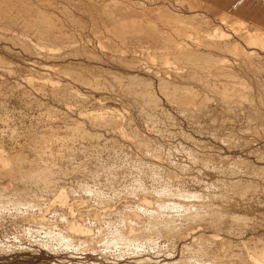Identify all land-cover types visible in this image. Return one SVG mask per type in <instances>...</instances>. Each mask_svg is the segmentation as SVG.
Returning a JSON list of instances; mask_svg holds the SVG:
<instances>
[{"label":"rangeland","instance_id":"obj_1","mask_svg":"<svg viewBox=\"0 0 264 264\" xmlns=\"http://www.w3.org/2000/svg\"><path fill=\"white\" fill-rule=\"evenodd\" d=\"M22 1L28 5L33 3L34 5L32 4V6L35 7H38L39 5L41 6V9L47 10H43V13L45 11V13L49 12V15L51 14L50 16L53 18V28L50 29L51 33L49 36L51 38L49 36L48 38L46 37L47 35L45 36V34L38 32L36 27L34 30H29L25 28L26 26L19 23L17 26L16 24L13 25V23H9L7 16H3V18L0 17V29H2L0 30V33L2 32L0 34V55L5 59V61L7 60L9 62L6 63L7 61H4L6 65L9 64L8 66H6L4 63H0V193H3L5 198L8 200V202H6L7 206L0 211V264H137L138 261L142 260L143 258H149L151 261L155 262H165L170 260V258L172 260H177L181 259L183 256L190 257L189 255L194 258L196 256H200L202 258L201 261L204 263V261L210 260L211 255H206V251L208 249L210 250L211 248L212 249L208 251V254H212L213 252L216 253V257L217 255L219 256L216 259L220 261L219 264H227L231 263V261L234 264H237L239 261V264H250L249 261H247V255L243 253V251L246 252L247 250H242L243 247L241 249V246L238 244L241 243L242 245L245 244L248 246V249L250 248L249 250L251 253H254L256 248L264 245V90L262 91L255 86L254 91H251L252 94L254 93L253 97L255 96L253 107L251 106L252 104L250 105L248 100H245L244 98L242 99L243 101L241 100L242 95L239 97V95L235 94L234 96L236 97L233 96L234 98L232 97V99H229V101L232 103L234 99H236V103L233 104V102L230 105L229 102H221L220 106L218 107V109H220L219 112L217 110L213 111L214 109H208L209 105L206 106V109L203 106L202 110L200 106V109L197 106H189L190 109L187 107L185 108L187 111L185 109L182 111L178 101V103L174 102L173 104V102L171 103L167 100L164 94V86L162 84L163 79H161L162 77L160 78V76L163 75V70H168L170 68L171 70H174V68L178 66L175 64L171 65L164 61V54H161L162 48H156L157 45H153L154 43L150 38V35H144L141 37V35H135V33L132 34V37H130L132 39H128V41L112 34L110 29L111 26H107V23H109V25L111 24V20L106 17V13L109 11V7L106 3H111L117 0H106L104 1L106 3L103 2L105 5L103 3H100L102 5H99L97 0ZM130 1H140L144 4L150 3L149 0H118L117 5L121 2V4H125L124 2H126V4L129 6L131 3ZM172 1L173 0H160V4ZM88 2H91V9L89 8L90 5H88ZM95 2L97 5L92 4ZM84 3H87V5ZM153 3L160 5L159 0H154ZM166 5L168 6V4ZM48 9H52L53 11ZM89 9L90 11H88ZM103 9H107L108 11ZM12 10L13 13L15 11V14L17 13L16 8L15 11L14 9ZM226 10L230 9L227 8ZM100 11L104 12V16ZM111 11L112 9L110 8L109 12ZM89 12L93 18H98L100 16V18H98L100 21L98 20L99 22H97L93 20L91 15H88ZM98 13L100 14L98 15ZM112 13L114 12L112 11ZM5 17H7V19ZM103 17L105 18L103 19ZM148 17L151 18H149L150 21L154 20L152 23L150 22L152 26L154 25L153 27L150 25V28H155L157 30L158 28L161 29L162 27V29L164 28L163 30H168L165 28L168 27V25H164L165 21L163 19H158L156 16L150 14ZM135 18L137 20H141L140 17ZM105 20H107V22ZM10 24L12 29L10 28ZM107 28L109 33L107 32ZM161 32L165 33L166 31ZM64 34H66V37ZM14 35H16V39H12H15L16 42L19 39L17 42L18 44L11 40V36ZM19 35L22 39H20ZM4 36L6 37L4 38ZM53 36L54 38L56 36L57 37L54 39L52 38ZM144 37H146V41ZM51 40L55 41L52 43L53 46L48 45L50 44ZM57 41L60 43H57ZM148 41L151 42L148 43ZM142 43H144V45ZM27 45L30 46V49ZM46 46H49L50 48ZM38 47L44 48L41 50V48ZM55 50L56 52H53ZM145 50L148 52V54L145 52ZM150 50L152 51L150 52ZM149 53H151L150 58L146 56L149 55ZM151 55L154 56L152 57ZM160 58L162 60H160ZM129 63L134 64L129 65ZM3 64L6 67L2 66ZM165 64L168 66H165ZM127 74H137L139 77H143L144 79L147 78L146 81L152 84L150 85V87L152 86L151 90H154L155 95L158 97V107L156 105H147L140 97L130 94V83L128 84L129 80L127 78ZM248 74L250 77L249 75L247 76V74L246 76L251 78V74ZM119 75H121L123 78H120ZM114 76H117L119 80ZM86 78L89 79L87 80L88 83L85 81ZM113 78L117 81H114ZM160 81L162 86H159ZM165 81L167 82L168 80ZM175 81L183 82L184 80L182 81L181 78H177ZM191 84L196 85L194 83ZM95 86H97V88H95ZM196 86L201 88L200 84L198 83ZM217 90L206 87L205 90L202 89V91H200V94H202L200 97L208 95L211 97V100L209 101L211 106L212 104L219 105L217 103L218 97L216 96L220 94L221 90ZM216 93L218 94L216 95ZM80 96L84 97L82 98ZM229 105L231 107H229ZM140 107L145 111H143ZM100 111L104 116L112 111L115 116L119 114V116L116 117H121L120 119L118 118V120L121 121L120 126H122L123 129L121 127L120 128L122 129V132L127 135L124 134L125 136H122L117 132H111V128H113V126H108L107 121H105L107 122L105 125L99 124L100 127H98L99 125L95 124L92 120L89 121L90 113L100 114ZM207 114L211 115V117L213 116L212 120ZM215 115L216 119L214 118ZM130 118L132 121H130ZM76 123L80 125L82 123V127L86 128V130L100 133L102 137L100 138L99 136L101 135L99 134V136L96 135L97 137H90V139L89 137L84 138L83 136H78V133L75 137L72 135L73 132L71 131H74L76 128ZM71 124L73 126H71ZM68 126H71L72 128ZM69 133H71L72 138L74 136L75 139H72ZM43 134L45 137H42ZM66 135L67 138H71L70 141L66 138ZM50 136L53 138L55 137V140H50ZM59 136L63 137L61 138ZM82 138H84V141ZM135 139L138 143L140 142V139H142V142H144V140L148 141L146 144L148 146L145 145L146 147L144 146V148V144H142L140 147L139 145L141 142L138 144L135 142ZM49 140L51 142H49ZM36 141L40 142L41 148L39 152L43 151V149H46L43 152L45 155L42 152L39 153L37 150H34L35 144L33 143H36ZM46 141L49 143L47 142L43 147V144ZM68 141L69 143H67ZM32 150L35 153L32 152ZM145 151L149 152L146 153ZM178 151H181V153ZM67 156H69V158ZM52 157H54V161L52 160ZM2 158L5 160L9 159L11 161L10 165H6V167L3 166ZM25 158L26 160L28 158L27 161L29 162L24 161ZM20 159L23 160L19 161ZM40 159L47 163H42ZM30 162L31 164H37V166L40 167L44 166V168H46V166L50 168L52 164H56V168L54 165H52L50 170L48 169L50 172L47 171V173H50V175L48 174L50 176V181L53 179V182L56 181L55 184H60L63 187L66 186V192L69 195L67 206H71L70 208L74 207L75 209L72 211H76L75 213H78V215H80V213L81 216L83 215L82 222L87 224L88 227L90 226L89 228L93 229L92 232L94 235L99 234L97 232V228L99 227L108 229L109 227L120 226L118 224H120L121 218H123V216L126 214L131 215L134 212L141 217L140 219L142 221L147 222V220L144 219L145 215L142 214L143 211L140 213L138 208L148 206L147 208L150 211L152 209L159 212L160 209L158 210V203L155 201H158L162 198H159L155 192L152 193L150 191H154L153 189L163 190L165 185H169V187L171 186L172 189L175 188L174 190L178 189L177 187H179L188 191L191 189V192H200V194L208 196L206 197L208 200L204 201L203 199H205V197L203 199L198 198L201 199V202L200 200L197 201L195 197V200L190 199L189 201H195V203L200 201L202 204H205L207 201H209V203L207 202L208 205L213 206L212 203H214L216 208H227L226 210L230 213L237 215L239 214L241 216L243 214L244 216L248 217L249 221L247 220L248 222H246V224L243 222L245 226L242 222L241 226L240 221L239 224L236 225V223H238L236 222V227L232 221L233 219L228 218L230 219V222L229 220L228 222L233 223L231 226L232 230L230 231L228 229L230 232L228 230H224V232L222 230H216L210 227L211 225H208L207 228V225L204 227L193 225L194 227L192 226L193 228H190V230L197 229L200 233L203 232L204 235L206 234V240L209 241L208 243H206L207 241L205 239V242L202 241L205 248L208 246L211 247L205 249V254L202 252L196 253L197 251L194 252L193 248H190V251L189 248H186L187 244L189 245L193 242L191 241V237H183L179 240L173 236H161L155 239V241L152 240V242L148 240H145L146 242H144L142 239L143 247L141 246L142 248L138 247V249H131L130 252L129 249H123L120 245H115L114 243L106 244L102 242L101 237L105 238L106 236H99L100 238L95 239L93 244L95 246H93L94 249L90 248L89 246L85 249L87 246L82 244L75 248H65L64 245H59L55 240H51L48 237L47 231L44 230V228H41V226L38 225L36 221H34L36 218H32V212L26 213V209L24 208L25 206L23 207V204L21 209L19 207H14L15 201L22 200L23 197V201H25V199L26 201H31L36 200L38 196L39 199L42 198L43 201L40 200V202L42 207L44 206L43 209L46 211L43 212L40 209H36L34 216L38 217V219H41L43 216L44 220L47 221L46 223L48 224H57L58 222H63L59 221L60 217L58 216L60 212L62 213V208H60L58 205H49V201H51V199L56 196L55 192H53L54 189L52 190L54 187L51 188V186H48L45 181V183L42 182L43 180L41 179H37L38 182L36 181L34 185L33 181H29L27 179L25 180V176L23 178L24 173L31 170V166H29L31 164H28ZM152 164L153 166H151ZM185 165H188V167ZM105 166L106 168H104ZM146 166L149 168L151 167L149 172V168L147 167V169ZM155 166H159L160 168L158 174H156L154 168V170L152 169V167ZM141 167L144 168L142 169ZM139 169H141L142 172ZM103 170L105 173H109L105 174ZM88 171H90V173H88ZM144 171L147 173L145 174L146 176L143 175L145 173ZM20 172L22 177L20 174H18ZM167 172H170L171 176H173V180H171V182L166 181L168 178H166ZM53 174L56 176V179ZM95 174H97V176L99 174V177H96ZM84 177H86V180ZM88 177H90L89 180ZM91 177H93V179H91ZM58 180L61 181L59 182ZM142 180L145 181L150 191L147 193L140 192V197L138 196L137 198L135 195H138V193H131L132 187L134 186V188H138V183ZM235 180L244 183H250V188L243 194H241L240 191L236 192L238 188L236 187L237 189L235 188L236 190H234L235 185L231 184V182H234ZM82 181L85 183L89 182V184L86 185H89L92 188L96 186L97 188H100V190L102 189V191L107 194L105 196L107 200L104 197H102L104 200L98 199L94 194H92V196L91 193H88L82 189L80 186L81 184H79H83ZM110 183L112 184L111 186ZM44 184L46 187L43 186ZM3 188L6 189L5 192H2L4 191ZM72 188L74 190H72ZM123 188L125 189L122 190ZM29 189L31 191H29ZM70 189L73 191V193L70 191ZM129 192L130 194H127ZM27 194L29 195L27 196ZM143 196L149 197H147V200L150 201V204H143ZM20 197L21 199H19ZM163 198L165 200L169 199H166V197ZM155 206H157V208H153ZM149 207L152 208L150 209ZM46 208H48V211ZM101 211L103 213H101ZM102 214L104 216H102ZM178 218L181 219V217ZM183 220H179L178 223L180 222L179 224H181L184 229H186L188 225L186 221ZM239 225L240 227L238 228ZM189 227H191V225H189ZM197 227H199V229ZM217 235L218 238H223L221 239V242L224 240L225 243H223L225 245L218 244L221 245L218 246L214 240H212L211 237ZM109 237L110 236H107L106 238L108 239ZM212 241L215 244H213ZM45 242H49L50 244H46ZM229 243L230 246H228ZM212 245L215 247L213 248ZM195 246L197 247L196 243L193 247ZM241 250L242 254H240ZM236 251L240 257L237 256L238 254L235 253ZM193 254L196 256H193ZM202 254L205 255V257L202 256ZM237 257L243 258L244 261L243 259H239ZM235 259H238V261ZM223 261L225 263H223Z\"/></svg>","mask_w":264,"mask_h":264},{"label":"bare ground","instance_id":"obj_2","mask_svg":"<svg viewBox=\"0 0 264 264\" xmlns=\"http://www.w3.org/2000/svg\"><path fill=\"white\" fill-rule=\"evenodd\" d=\"M45 1V0H44ZM95 1V0H94ZM99 5H102L100 3H103L106 0H97ZM118 1V0H117ZM117 1L111 2V3H106L107 6L109 7L108 10L110 11V8L112 9V11L114 13L109 12L107 9V13H106V17L111 20V24L109 25V23H107V26H111V32L112 34L116 35L117 37H121L124 40H128V39H132L130 37H132V34L135 35H141V37H143L144 35H150V38L153 41V45H157L156 48H162V52L164 55V61L169 63V64H175L176 68H174V70L168 69L166 70L165 67L163 70V75L160 76L161 79H163V86H164V94L167 98L168 101H170L171 103L173 102H179L180 107L182 108V111L187 108V107H198L200 106L201 110L203 108V106L205 107V109L207 108L206 106H208V109H214L213 111L217 110L218 112L220 111V109H218V107L220 106L221 102H229V104L231 105L233 102V104H235V100L231 103L229 101V99H232V97L236 94L239 95V97H241V100L244 98L245 100H248L250 102V105L253 107V103L255 100V96L253 97V94L251 93V91H254L255 86L260 89V90H264V22L261 19H257L256 15L254 18H249L250 16H246L245 13H240V11H236L235 9L232 10H226L227 8H224L225 6H221L220 4H216L213 3L211 0H173L172 2H164L162 4H160V0H159V4L160 5H156L155 3H153L154 0H149L150 3H143L140 1H130L131 3L129 4V6L126 4V2H124L125 4H121L119 3L117 5ZM122 1V0H121ZM127 1V0H125ZM148 1V0H147ZM40 3V2H39ZM48 3V2H47ZM51 3V2H49ZM89 3V2H88ZM91 3V2H90ZM89 8L91 7V4ZM103 3V4H104ZM33 3H30V5L24 3L22 0H0V17L3 18V16H7L8 17V21L9 23H13L17 24H21L26 26L25 28L29 29V30H34L35 27L36 29H38V32L45 34L46 37H48L50 35V29L53 28V18L49 15L48 13H45V9H41L38 5V7L36 6H32ZM36 4V3H35ZM46 4V3H45ZM52 4V3H51ZM85 4V3H84ZM92 4H96L92 3ZM168 4V6L166 5ZM264 4V3H263ZM34 5V4H33ZM48 5V4H47ZM46 5V6H47ZM82 5V4H81ZM87 5V3L85 4ZM97 5V4H96ZM94 5V6H96ZM98 5V6H99ZM105 5V4H104ZM84 6V5H83ZM106 6V7H107ZM86 7V6H85ZM88 7V6H87ZM15 8L17 9V13L15 14ZM49 8V7H48ZM56 8V7H55ZM54 8V9H55ZM95 8V7H94ZM14 9V13L13 10ZM91 9V8H90ZM90 9L88 11H90ZM93 9V8H92ZM262 9L264 10V5L262 7ZM43 10L44 13H43ZM48 10H52V9H48ZM86 10V9H85ZM101 10V9H100ZM105 10V9H103ZM105 10V11H106ZM53 11V10H52ZM51 11V12H52ZM64 11V10H63ZM93 11V10H92ZM86 12V11H85ZM95 12V11H94ZM101 12V11H100ZM53 13V12H52ZM92 13V12H91ZM96 13V12H95ZM104 16V12H101ZM54 14V13H53ZM90 14V12L88 13V15ZM100 13H98L99 15ZM116 14V15H115ZM154 15L156 16L158 19H163L165 21V26L168 25V27H165L168 30H163L162 27L161 29H155V28H150L152 25L151 23L154 21H150V17H148V15ZM63 15V14H62ZM91 15V14H90ZM7 17H5L7 19ZM76 17V16H74ZM96 17V16H95ZM135 17H140L141 20H137ZM58 18V17H57ZM91 18L97 22H99L100 20L98 18H100V16L97 18H93L91 15ZM105 17H103L104 19ZM150 18V19H149ZM154 18V17H153ZM5 19V20H6ZM62 19V18H61ZM88 19V18H87ZM102 19V18H101ZM72 20V19H71ZM99 20V21H98ZM108 20V21H109ZM63 21V20H62ZM77 21V20H76ZM107 22V20H105ZM22 22V23H20ZM55 22V21H54ZM151 22V23H150ZM157 22V21H156ZM56 23V22H55ZM155 23V22H154ZM158 23V22H157ZM161 23V21H160ZM164 23V22H163ZM60 24V22H59ZM99 25V23H98ZM151 25V26H150ZM163 25V24H161ZM160 25V26H161ZM1 26V24H0ZM23 26V27H24ZM34 26V27H33ZM104 26V25H103ZM154 26V25H153ZM152 26V27H153ZM159 26V25H158ZM5 27V26H4ZM10 28H11V24H10ZM24 28V29H25ZM55 28V27H54ZM103 28V27H102ZM12 29V28H11ZM25 29V30H27ZM68 29V28H67ZM100 29V28H99ZM2 30V29H0ZM28 31V30H27ZM26 31V32H27ZM161 31L165 32L162 33ZM12 32V31H11ZM25 32V31H24ZM29 32V31H28ZM37 32V31H36ZM107 32H108V28H107ZM161 32V33H160ZM2 33V32H1ZM0 33V34H1ZM14 33V32H13ZM16 33V32H15ZM109 33V32H108ZM4 34V32H3ZM19 34V33H18ZM42 35V34H41ZM66 37V34H64ZM134 35V36H135ZM16 35L11 36V40H13L12 38H15ZM20 36V35H19ZM31 36V35H30ZM44 36V38H45ZM6 36H4L5 38ZM42 37V36H41ZM50 37V36H49ZM48 37V38H49ZM57 37V36H56ZM55 37V38H56ZM113 37V35H112ZM138 37V36H137ZM19 38V37H17ZM51 38V37H50ZM54 38V36L52 37ZM54 38V39H55ZM74 38V37H73ZM72 38V39H73ZM114 38V37H113ZM145 41H146V37ZM149 38V37H148ZM149 38V39H150ZM15 39L13 41H15ZM20 39L21 36H20ZM46 39V38H45ZM71 39V40H72ZM1 40V39H0ZM53 40V39H52ZM50 42V46H53V42ZM58 40V39H56ZM61 40V39H60ZM68 40V39H67ZM77 40V39H76ZM98 40V39H97ZM12 41V42H13ZM19 41V39H18ZM17 41V42H18ZM27 41V40H26ZM41 41V39H40ZM109 41V40H108ZM118 41V40H117ZM129 41V40H128ZM132 41V40H131ZM16 41L15 43L18 44ZM38 42V40H37ZM64 42V41H63ZM69 42V41H68ZM115 42V41H114ZM134 42V41H132ZM151 41H148V43ZM21 43V42H20ZM27 43V42H26ZM44 43V42H43ZM46 43V42H45ZM57 43H60L59 41H57ZM70 43V42H69ZM125 44V43H124ZM130 44V43H129ZM144 45V43H142ZM25 45V44H24ZM42 45V44H41ZM56 45V43H55ZM54 45V46H55ZM146 45V44H145ZM148 45V44H147ZM28 46V45H27ZM32 46V44H31ZM66 46V45H65ZM149 46V45H148ZM151 46V45H150ZM23 47V45H22ZM30 49V46H28ZM48 48H50L49 46H46ZM72 47V46H71ZM128 47V46H127ZM154 47V46H153ZM41 48V47H38ZM44 48V47H42ZM41 48V50H43ZM115 48V47H114ZM119 48V47H118ZM135 48V47H134ZM143 48V47H142ZM146 48V47H145ZM152 48V47H150ZM27 49V48H26ZM25 49V50H26ZM76 49V48H75ZM102 49V48H100ZM136 49V48H135ZM153 49V48H152ZM54 50V49H53ZM68 50V49H67ZM71 50V49H70ZM74 50V49H73ZM122 50V49H121ZM132 50V49H131ZM143 50V49H141ZM49 51V50H48ZM133 51V50H132ZM135 51V50H134ZM152 50H150L151 52ZM160 51V50H159ZM53 52H56L53 51ZM68 52V51H67ZM71 52V51H70ZM73 52V51H72ZM129 52V51H128ZM146 52V50H145ZM154 52V50H153ZM144 53V52H143ZM148 54V52H146ZM157 53V52H155ZM154 53V54H155ZM47 54V53H46ZM68 54V53H67ZM127 54V53H126ZM142 54V53H141ZM150 54L146 55L150 58ZM160 54V53H159ZM91 55V54H90ZM95 55V54H94ZM138 55V54H137ZM152 56V55H151ZM154 56V55H153ZM152 56V57H153ZM156 56V55H155ZM95 57V56H94ZM157 57V56H156ZM155 57V59H156ZM120 58V57H119ZM122 58V57H121ZM131 59V58H130ZM146 59V58H144ZM160 60H162L160 58ZM5 59L0 55V63H4ZM7 61V60H6ZM5 61V62H6ZM115 61V60H114ZM121 61V60H119ZM131 61V60H130ZM145 61V60H143ZM117 62V61H116ZM122 62V61H121ZM133 62V61H132ZM163 62V61H162ZM173 62V63H172ZM6 63H9L8 61ZM118 63V62H117ZM127 63V62H125ZM5 64V63H4ZM2 66H5V65ZM130 64H134V63H129ZM9 64H7L6 66H8ZM151 65V64H150ZM167 64H165L166 66ZM1 66V65H0ZM5 66V67H6ZM134 66V65H133ZM139 66V65H138ZM163 66V65H162ZM168 66V65H167ZM170 66V65H169ZM150 67V66H149ZM172 67V66H171ZM131 68V67H129ZM144 68V67H143ZM162 68V67H161ZM133 69V67H132ZM136 69V68H135ZM145 69V68H144ZM147 69V68H146ZM153 69V68H152ZM163 69V68H162ZM149 70V69H148ZM147 70V71H148ZM130 71V70H129ZM108 72V71H107ZM106 72V73H107ZM110 72V70H109ZM159 72V71H158ZM160 73V72H159ZM251 74V78L250 75ZM93 74V73H92ZM91 74V75H92ZM97 74V73H96ZM249 75V77L246 76ZM78 75V74H77ZM128 75V74H127ZM157 75V74H156ZM120 78L121 75H119ZM129 76V77H128ZM127 78L129 80L128 84L129 88L131 91L130 94H134L138 97H140L142 99V101L144 100V103H146L147 105H156L158 107V97L155 95V91L151 90L150 85H152L151 83L147 82L146 79H144L143 77H139L137 74H133V75H128ZM34 77V76H33ZM81 77V76H80ZM115 77V76H114ZM247 79H246V78ZM41 78V77H40ZM82 78V77H81ZM116 79L117 76L115 77ZM165 78V79H164ZM177 78H181L183 82H177L175 81ZM36 79V78H35ZM103 79V78H102ZM114 79V78H113ZM114 79V81L116 80ZM86 78V82H87ZM95 80V78H94ZM119 80V79H118ZM121 80V79H120ZM165 80H168L167 82ZM194 80V81H192ZM82 81V80H80ZM117 81V80H116ZM150 81V78H149ZM162 81V80H161ZM161 81L159 82V86L161 85ZM165 81V82H164ZM121 82V81H120ZM119 82V83H120ZM177 82V83H175ZM200 82V83H199ZM88 83V82H87ZM108 83V82H107ZM117 83V82H116ZM191 83H194L197 85L200 84V87H197L196 85H193ZM4 84V81H3ZM44 84V83H43ZM46 84V83H45ZM95 84V81H94ZM122 84V83H121ZM165 84V85H164ZM87 85V84H85ZM136 85V86H134ZM122 86V85H120ZM126 86V85H125ZM162 86V85H161ZM128 87V85H127ZM139 87V88H137ZM206 87L213 89V90H217L220 91V94L216 97H218L217 103L219 105H213L212 106L209 104L211 97L206 95L204 97H200L202 96V94H200V91H202V89H206ZM95 88H97V86H95ZM124 88V87H123ZM126 88V87H125ZM163 88V87H162ZM199 88V89H198ZM161 89V88H160ZM99 90V89H98ZM101 90V89H100ZM106 90V89H105ZM122 90V89H121ZM211 91V90H210ZM59 92V91H58ZM113 92V91H112ZM212 92V91H211ZM250 92V93H249ZM63 93V92H62ZM249 93V94H247ZM262 93V92H261ZM264 93V92H263ZM163 94V93H162ZM204 94V93H203ZM218 93H216L217 95ZM260 94V93H259ZM74 95V94H73ZM129 95V94H127ZM164 96V95H163ZM78 97V95H77ZM82 97V96H80ZM84 97V96H83ZM82 97V98H83ZM214 97V95H213ZM236 97V96H234ZM233 97V98H234ZM75 98V97H74ZM204 98V99H203ZM226 98V99H225ZM257 98V97H256ZM114 99V98H113ZM258 99V98H257ZM261 99V96H260ZM112 100V99H111ZM135 100V99H134ZM160 100V99H159ZM213 100V99H212ZM226 100V101H225ZM239 100V99H238ZM237 100V103H238ZM239 100V101H241ZM244 100V102H245ZM100 101V100H99ZM215 101V99H214ZM213 101V102H214ZM243 101V100H242ZM259 101V100H258ZM261 101V100H260ZM263 101V100H262ZM177 102V103H178ZM84 103V102H83ZM176 103V104H177ZM216 103V102H215ZM241 103V102H240ZM140 104V103H139ZM143 105V104H142ZM145 105V106H147ZM178 105V104H177ZM229 105V107H231ZM249 105V103H248ZM141 106V105H140ZM160 106V104H159ZM87 107V105H86ZM144 107V106H143ZM150 107V106H148ZM153 107V106H151ZM189 107V109H190ZM141 108V107H140ZM156 108V107H155ZM154 108V109H155ZM164 108V107H163ZM199 108V109H200ZM109 109V108H108ZM115 109V108H114ZM142 109V108H141ZM152 109V108H151ZM204 109V110H205ZM229 109V108H228ZM231 109V108H230ZM233 109V108H232ZM105 110V109H104ZM143 110V109H142ZM156 110V109H155ZM181 110V109H180ZM186 110V109H185ZM236 110V109H235ZM241 110V109H240ZM87 111V110H86ZM111 111V110H110ZM114 111V110H113ZM112 112H109L108 114H106L105 116L101 113V111L98 113H90V118L89 121L92 120L95 124L99 125V124H103L105 125V123L108 122V126H113L112 131L111 132H117L120 135H124L125 133L122 132V126H120V120H118L119 116L116 115ZM145 111V110H143ZM187 111V110H186ZM206 111V110H205ZM210 111V110H209ZM208 111V113H209ZM212 111V110H211ZM254 111V109H253ZM52 112V111H51ZM93 112V111H91ZM185 112V111H184ZM197 112V111H195ZM202 112V111H201ZM83 113V112H82ZM85 113V112H84ZM121 113V112H120ZM169 113V112H168ZM205 113V112H204ZM237 113V112H236ZM211 114V113H210ZM216 114V113H215ZM146 115V114H145ZM209 115V114H207ZM206 115V116H207ZM212 115V114H211ZM211 115H209L211 117ZM238 115V114H237ZM84 116V114H83ZM82 116V117H83ZM86 116V115H85ZM121 116V114H120ZM126 116V115H125ZM151 116V115H150ZM239 116V115H238ZM261 116V115H258ZM147 117V116H146ZM149 117V116H148ZM153 117V116H152ZM156 117V116H155ZM216 117V115L214 116V118ZM84 118V117H83ZM82 118V119H83ZM87 118V117H86ZM121 118V117H120ZM119 118V119H120ZM127 118V117H126ZM129 118V117H128ZM213 116L211 117L212 120ZM107 119V120H106ZM216 119V118H215ZM53 120V119H52ZM59 120V119H58ZM87 120V119H86ZM151 120V119H150ZM88 121V120H87ZM107 121V122H105ZM130 121L131 118H130ZM174 121V120H173ZM214 121V119H213ZM217 121V120H216ZM223 121V120H222ZM232 121V120H231ZM80 122V121H78ZM84 122V121H82ZM92 122V124L94 125V123ZM128 122V121H127ZM153 122V121H152ZM158 122V121H157ZM224 122V121H223ZM135 123V122H134ZM111 124V125H110ZM126 124V123H125ZM75 125L76 128L74 129L72 135H74L76 137L77 133L78 136H83L84 138L87 137H95L96 135L99 136L100 133L97 132H90L89 130H86V128L82 127V123L81 125L76 123ZM71 126H73L71 124ZM68 126V127H71ZM92 126V125H91ZM100 127V125L98 126ZM122 129H121V128ZM72 128V127H71ZM70 128V129H71ZM103 128V127H102ZM157 128V127H156ZM65 129V128H64ZM106 129V128H105ZM137 130V129H136ZM65 131V130H64ZM136 133V132H135ZM38 134V133H37ZM40 134V133H39ZM57 134V133H56ZM55 134V135H56ZM71 135V133H69ZM137 134V133H136ZM68 135V134H67ZM66 135V138H67ZM72 135L70 136L72 138ZM101 135V134H100ZM127 135V134H125ZM124 135V136H125ZM44 136V134L42 135V137ZM73 136L72 139H75ZM77 136V137H78ZM96 136V137H97ZM130 136V135H129ZM137 136V135H136ZM135 136V137H136ZM189 136V135H188ZM235 136V135H234ZM41 137V136H40ZM45 137V136H44ZM57 137V135H56ZM61 137V136H59ZM63 137V136H62ZM61 137V138H62ZM100 138L102 137L99 136ZM127 137V136H126ZM224 137V136H223ZM47 138V137H46ZM58 138V137H57ZM65 138V137H64ZM71 138H67L69 139V141L71 140ZM79 138V137H78ZM84 138H82V140L84 141ZM90 138V139H91ZM105 138V137H104ZM228 138V137H227ZM54 139L55 137H51L49 138ZM106 139V138H105ZM130 139V138H129ZM49 140V142H51ZM98 140V138H97ZM96 140V141H97ZM107 140V139H106ZM41 141V140H40ZM43 141V140H42ZM45 141V139H44ZM58 141V140H57ZM69 141L67 143H69ZM90 141V140H89ZM139 141V140H138ZM48 141L44 142V145H46ZM48 142V143H49ZM55 142V141H54ZM53 142V143H54ZM104 142V141H103ZM136 142V139H135ZM134 142V143H135ZM141 142V143H140ZM140 147L142 144L143 147L147 144L148 141L142 142V139H140ZM43 143V142H42ZM41 143V145H42ZM60 143V142H59ZM138 143V142H136ZM138 143V144H139ZM34 150H37L38 152L40 151V142L36 141ZM149 144V143H148ZM62 145V144H61ZM60 145V146H61ZM74 145V143H73ZM125 145V144H124ZM181 145V144H180ZM48 146V144H47ZM148 146V145H146ZM145 146V147H146ZM33 147V146H31ZM49 147V146H48ZM68 147V146H67ZM138 147V146H137ZM142 147V148H143ZM144 147V148H145ZM47 148V147H46ZM93 148V147H92ZM139 148V147H138ZM30 149V148H29ZM43 149V148H42ZM50 149V148H48ZM58 149V148H57ZM81 149V148H80ZM106 149V148H105ZM148 149V148H147ZM41 151L42 153L44 152ZM53 150V149H52ZM72 150V149H71ZM143 150V149H142ZM146 150V149H145ZM151 150V149H150ZM176 150V149H175ZM189 150V149H188ZM31 151V150H30ZM170 151V150H169ZM32 152H34L32 150ZM39 152V153H41ZM46 152V151H45ZM51 152V150H50ZM76 152V151H75ZM146 153H148L147 151H145ZM158 152V151H157ZM156 152V153H157ZM174 152V151H173ZM181 153V151H178ZM35 153V152H34ZM62 153V152H61ZM91 153V152H90ZM145 153V154H146ZM160 153V152H159ZM195 153V152H194ZM37 154V152H36ZM45 155V153H43ZM51 154V153H50ZM60 154V153H59ZM92 154V153H91ZM154 154V153H153ZM1 155V153H0ZM35 155V154H33ZM41 155V154H40ZM64 155V154H61ZM101 155V154H100ZM169 155V154H168ZM37 156V155H36ZM42 156V155H41ZM49 156V155H48ZM53 156V154H52ZM93 156V155H92ZM158 156V155H157ZM165 156V155H164ZM202 156V155H201ZM69 158V156H67ZM66 157V158H67ZM90 157V156H89ZM128 157V156H127ZM197 157V156H196ZM49 158V157H48ZM54 157H52L53 160ZM63 158V157H62ZM73 158V157H72ZM94 158V157H93ZM204 158V157H203ZM210 158V157H209ZM91 159V158H90ZM165 159V158H164ZM199 159V158H198ZM3 160V166L6 167V165H10V160L9 159H4ZM23 159H20L19 161H22ZM28 160V158H27ZM26 158L24 161H27ZM34 160V158H33ZM39 160V159H38ZM41 160V159H40ZM72 160V159H71ZM242 160V159H241ZM23 161V162H24ZM35 161V160H34ZM33 161V163H34ZM42 161V160H41ZM48 161V159H47ZM54 161V160H53ZM171 161V159H170ZM202 161V159H201ZM204 161V160H203ZM29 162V161H27ZM44 161H42L43 163ZM195 162V161H194ZM197 162V160H196ZM207 162V161H206ZM20 163V162H19ZM36 163V161H35ZM47 163V162H44ZM138 163V161H137ZM170 163V162H169ZM203 163V162H202ZM205 163V162H204ZM215 163V162H214ZM212 163V164H214ZM23 164V163H22ZM28 164H31L28 163ZM83 164V163H82ZM105 164V163H104ZM134 164V163H133ZM181 164V163H179ZM211 164V165H212ZM242 164V163H241ZM54 165V164H52ZM51 165V167H52ZM92 165V164H91ZM203 165V164H201ZM206 165V163H205ZM210 165V163H209ZM235 165V164H234ZM31 166V170L29 172L24 173L23 178L25 176V180H29V181H33L34 185L37 181V179H41L43 180L42 182H46V184L48 186L54 187L52 188L53 192H55V197L53 199H51V201H49V205H58L60 208H62V213L60 212V214L58 215L60 217V222L61 223H51L48 224L46 223L47 221L44 220V217L42 216L41 219H38V217L34 216V213L36 211V209H40L43 212L46 211L45 209H43L42 204L40 202L43 201L42 198L39 199V197L37 196L36 200H31V201H23L24 197L21 199V197L18 199L19 201H15L14 207L15 208H20L23 204V207L26 209V213H30L32 212V218H36L34 221H36V223H38V225L41 226V228H44V230L47 231L48 233V237L51 240H55L59 245H64L65 248L67 247H79L81 244L85 247L88 248V246L90 248H93V244L95 242L96 238H100L99 236H110L108 239L105 237H101V241L106 243V244H112L114 243L115 245H120L123 249H129V252L131 249H138V247H143V243H142V239L144 240V242H146L145 240L148 241H155V239L159 238V237H167V236H173L178 238L179 240L183 237H191V241H193L191 244H187L186 248H189V251L191 250L190 248H193L194 252L198 253V252H202L205 254V248L203 245L204 243L202 241H204V239L206 240V234L204 235V233H200L197 229H192L190 230V228H193L195 225L197 226H202L204 227L205 225L206 228L208 227V225H211L210 227L216 229V230H222L224 232V230H232L231 226L232 224L236 222V225L240 223L244 222L246 224V222H248V217L244 216L242 214L241 215H237V214H233L230 213L229 211H227V208H216L214 206L208 205L209 201H207V205L206 203L202 204L201 199H203L205 197L204 194H200V192H191L190 190H184L181 189L179 187H177L178 189L174 190L172 189V187L170 188L169 185L166 186L165 188H163V190H155L154 191H150L148 186L146 185L145 181H139V185L138 188H134V186L132 187V192L131 193H138V196L140 195L139 193L144 192L147 193L148 191L152 192V193H156L157 196L159 198L158 201L156 200L155 202L158 203V211H154L151 208V211L147 208V207H139L138 210L140 211V213L142 212V214L145 215V220H147V222L142 221L140 218V216L137 213H133V214H126L123 216V218H121V222L120 226H113V227H109L108 229H103V227H99L97 228V232L99 234H95L92 232L93 229L89 228L87 224H84L83 221V215L81 216L78 215V213L76 214L74 211H72L73 208L68 207V198L69 195L66 192V186H61L60 184H55V182H53L51 179L50 181V168H48V166H46V168L37 166V164H31L29 165ZM56 166V164L54 165V167ZM80 166V165H79ZM137 166V165H136ZM153 166V164L151 165ZM174 166V165H173ZM188 167V165H185ZM184 166V167H185ZM214 166V165H213ZM218 166V165H217ZM242 166V165H241ZM66 167V166H65ZM91 167V166H90ZM89 167V169H90ZM108 167V166H107ZM112 167V166H111ZM133 167V166H131ZM148 166H146L147 168ZM183 167V168H184ZM186 167V168H187ZM204 167V166H203ZM240 167V166H239ZM56 168V167H55ZM106 168V166L104 167ZM102 168V169H104ZM140 168V167H138ZM142 169L144 167H141ZM149 168V167H148ZM147 168V169H148ZM151 168V167H150ZM149 168L148 172L151 170ZM155 170H154V169ZM182 168V169H183ZM191 168V167H190ZM220 168V166H219ZM222 168V167H221ZM49 169V170H48ZM61 169V168H60ZM66 169V168H65ZM69 169V168H68ZM94 169V168H93ZM101 169V171H102ZM152 169L154 171H156V174H158V171H160L159 166H155L152 167ZM162 169V168H161ZM164 169V168H163ZM181 169V168H180ZM52 170V169H51ZM98 170V169H97ZM108 170V169H107ZM110 170V169H109ZM128 170V169H127ZM130 170V169H129ZM132 170V169H131ZM141 170V169H139ZM152 170V171H153ZM185 170V169H184ZM214 170V169H213ZM57 171V170H56ZM69 171V170H67ZM111 171V170H110ZM114 171V169H113ZM169 171V170H168ZM219 171V170H217ZM19 172V171H18ZM46 172V173H45ZM54 172V171H53ZM94 172V171H93ZM92 172V173H93ZM98 172V171H97ZM96 172V173H97ZM104 172V170H103ZM116 172V171H115ZM114 172V173H115ZM142 172V170H141ZM145 172V171H144ZM174 172V171H173ZM65 173V172H64ZM88 173H90V171H88ZM87 173V174H88ZM102 173V172H101ZM105 173V172H104ZM103 173V174H104ZM107 174L109 172H106ZM105 173V174H106ZM113 173V172H110ZM120 173V172H119ZM155 173V172H154ZM153 173V174H154ZM162 173V172H161ZM160 173V174H161ZM21 175V172L18 173ZM49 174V175H48ZM52 174V172H51ZM66 174V173H65ZM94 174V173H93ZM104 174V175H105ZM116 174V173H115ZM141 174V173H140ZM143 174V173H142ZM147 174L146 172L143 174L145 175ZM165 174V173H163ZM162 174V175H163ZM54 175V174H53ZM57 175V172H56ZM91 175V174H90ZM88 175V176H90ZM96 177H99V174L97 176V174H95ZM110 175V174H109ZM118 175V174H117ZM152 175V174H150ZM166 181H170L173 180V176H171L170 172L166 173ZM67 176V175H66ZM92 176V175H91ZM107 176V175H106ZM105 176V177H106ZM111 176V175H110ZM146 176V175H145ZM149 176V175H147ZM154 176V175H153ZM55 179L56 176L54 175ZM102 177V175H101ZM100 177V178H101ZM112 177V176H111ZM114 177V176H113ZM118 177V176H117ZM143 177V176H142ZM159 177V176H158ZM58 178L60 179V177L58 176ZM66 178V177H65ZM86 180V177H84ZM141 178V177H140ZM152 178V177H151ZM163 178V177H162ZM90 179V177H88V180ZM91 179H93V177H91ZM103 179V177H102ZM117 179V178H116ZM156 179V177H155ZM160 179V178H159ZM164 179V178H163ZM23 180V179H21ZM78 180V179H77ZM87 180V181H88ZM101 180V179H100ZM50 181V182H49ZM59 181V180H58ZM61 181V180H60ZM59 181V182H60ZM81 181V179H80ZM102 181V180H101ZM104 181V180H103ZM112 181V179H111ZM157 181V180H156ZM38 182V181H37ZM44 182V183H45ZM83 182V181H82ZM91 182V181H90ZM106 182V181H104ZM114 182V181H113ZM31 183V182H29ZM119 183V182H118ZM210 183V182H209ZM39 184V183H38ZM81 184L80 186L82 187V189H84L85 191H87L88 193L94 194L98 199H102V197L106 198L105 196L107 195L106 193H104V191H102V189L100 190V188H96L95 187H90L88 183L83 182L79 183ZM109 184V183H108ZM120 184V183H119ZM212 184V183H210ZM216 184V183H215ZM232 185L234 186V190H236V192L240 191L241 194L245 193L249 188H250V183H244L241 181H232L231 182ZM30 185V184H29ZM112 184L110 183V186ZM231 185V186H232ZM252 185V184H251ZM43 186L46 187V185L44 184ZM47 186V187H48ZM71 186V185H70ZM181 186V185H180ZM213 186V185H212ZM224 186V185H223ZM239 186V187H238ZM38 187V186H37ZM44 187V189H45ZM73 187V186H72ZM101 187V186H100ZM114 187V186H113ZM130 187V186H129ZM152 187V186H151ZM183 187V186H182ZM230 187V186H229ZM237 187V188H236ZM27 188V187H26ZM50 188V187H49ZM50 188V189H51ZM115 188V187H114ZM118 188V187H117ZM231 188V187H230ZM236 188V189H235ZM256 188V187H255ZM31 189V187H30ZM29 189V191H31ZM34 189V188H33ZM48 189V188H46ZM48 189V190H50ZM125 188H123L122 190H124ZM257 189V188H256ZM5 192L6 189L3 188ZM26 190V189H25ZM41 190V189H40ZM72 190H74L72 188ZM70 189V191H72ZM121 190V189H119ZM232 190V189H231ZM254 190V189H253ZM117 191V190H115ZM127 191V189H126ZM252 191V190H251ZM256 191V190H254ZM47 192V191H46ZM83 192V191H82ZM127 193V194H130ZM249 192V191H248ZM42 193V192H41ZM73 193V191H72ZM121 193V192H120ZM239 193V195H240ZM250 193V192H249ZM248 193V194H249ZM71 194V193H70ZM155 194V196H156ZM238 194V193H237ZM29 194H27L28 196ZM31 195V194H30ZM166 195V196H165ZM215 195V194H214ZM213 195V196H214ZM251 195V194H250ZM22 196V195H21ZM26 196V197H27ZM33 196V195H32ZM44 196V195H43ZM93 196V195H92ZM132 196V195H131ZM134 196V198H135ZM154 196V195H153ZM243 196V195H242ZM30 198H32L31 196H29ZM34 197V196H33ZM41 197V196H40ZM100 197V198H99ZM140 197V196H139ZM148 197V196H147ZM146 196H143V204H150V201L147 200ZM163 197L169 198L168 200H165ZM196 197V198H195ZM223 197V195H222ZM33 198V199H35ZM74 198V197H73ZM104 198L102 200H104ZM149 198V197H148ZM197 199L200 200L199 202L195 203L192 201H189L190 199ZM201 198V199H198ZM246 198V197H245ZM45 199V198H44ZM47 199V198H46ZM86 199V198H85ZM152 199V198H151ZM194 199V200H195ZM222 199V198H221ZM224 199H225V195H224ZM232 199V198H231ZM50 200V199H49ZM75 200V199H74ZM107 200V198H106ZM105 200V202H106ZM171 200V201H170ZM173 200V201H172ZM177 200V201H176ZM223 200V199H222ZM8 200L5 198V195L3 193H0V211L1 209L5 208L7 206ZM24 202V203H23ZM46 202V200H45ZM104 202V201H103ZM108 202V201H107ZM137 202V201H136ZM142 202V201H141ZM128 203V202H127ZM211 203V202H210ZM131 204V203H130ZM142 205V204H141ZM152 205V204H151ZM150 205V206H151ZM206 205V206H205ZM132 206V205H131ZM136 206V205H135ZM146 206V205H144ZM160 206V208H159ZM115 207V206H114ZM65 208V209H64ZM153 208H157V206L153 207ZM48 211V208H46ZM106 209V208H105ZM141 209V210H140ZM50 210V209H49ZM56 210V209H55ZM133 210V209H132ZM157 210V209H156ZM53 211V210H52ZM57 211V210H56ZM92 211V210H91ZM137 211V209H136ZM138 211V212H139ZM17 212V211H16ZM39 212V211H38ZM42 212V213H43ZM133 212V211H132ZM233 212V211H232ZM21 213V212H20ZM25 213V214H26ZM100 213V212H99ZM101 213H103L101 211ZM107 213V212H106ZM235 213V212H234ZM57 214V213H56ZM124 214V213H123ZM4 215V214H3ZM13 215V214H12ZM44 215V214H43ZM55 215V214H54ZM98 215V214H97ZM119 215V214H118ZM20 216V215H19ZM18 216V217H19ZM25 216V215H24ZM45 216V215H44ZM102 216H104L102 214ZM106 216V214H105ZM11 217V216H10ZM16 217V218H18ZM26 217V216H25ZM98 217V216H97ZM178 217H181V219L185 220L187 223V228L184 229V227L178 223L179 219ZM15 218V217H14ZM22 218V216H21ZM24 218V217H23ZM88 218V217H87ZM101 218V217H100ZM233 219V223H229L230 219ZM253 218V217H252ZM251 218V219H252ZM110 219V218H109ZM13 220V219H12ZM48 220V219H47ZM97 220V219H96ZM183 220V221H184ZM227 220V221H225ZM229 220V222H228ZM235 220V221H234ZM248 220V221H247ZM53 221V220H52ZM109 222V221H108ZM184 223V222H183ZM182 223V224H183ZM241 223V226H242ZM243 223V225H244ZM101 225V224H100ZM116 225V224H115ZM189 225H191V227H189ZM194 225V226H193ZM235 225V226H236ZM110 226V225H109ZM112 226V225H111ZM193 226V227H192ZM234 226V227H235ZM245 226V225H244ZM186 227V225H185ZM189 227V228H188ZM237 227V226H236ZM240 227V225L238 226V228ZM31 228V227H30ZM96 228V227H95ZM107 228V226H106ZM196 228V227H195ZM199 229V227H197ZM139 229V230H138ZM236 229V228H235ZM228 230V231H229ZM27 231V230H26ZM30 231V230H29ZM45 231V233H46ZM221 231V232H222ZM229 231V232H230ZM226 232V231H225ZM234 233V232H233ZM203 234V235H201ZM236 234V231H235ZM208 236V235H207ZM172 237V238H173ZM220 237V236H219ZM251 237V236H250ZM32 238V237H31ZM175 238V239H176ZM212 240H214V242L218 245H225L224 240H222L223 242H221V239L223 238H218L217 236H213L211 237ZM208 239V237H207ZM226 240V239H225ZM98 241V240H97ZM100 241V242H101ZM207 241V240H206ZM242 241V240H241ZM262 241V240H261ZM55 242V243H56ZM205 242V241H204ZM209 241H207L206 243H208ZM213 242V241H212ZM213 242V244H215ZM230 242V239H229ZM257 242V241H256ZM46 244H48L49 242H45ZM44 243V244H45ZM187 243V242H186ZM197 245V247H193L194 245ZM199 243V244H197ZM228 243V242H227ZM232 243V242H231ZM50 244V243H49ZM54 244V243H53ZM177 244V243H176ZM241 244V243H240ZM238 244L239 246H241L240 248L243 249L242 250H247L246 252L243 251L244 254L247 255L248 259L247 261H249L250 264H264V245H262L259 248H256L254 253H251V251L248 249V246H246L245 244ZM206 245V244H205ZM216 245V247H217ZM218 245V246H221ZM235 245V244H234ZM56 246V245H55ZM191 246V247H190ZM213 246V245H212ZM230 246V243L229 245ZM95 247V246H94ZM141 247V248H142ZM215 246H213L214 248ZM9 248V247H8ZM89 248V249H90ZM211 248V247H209ZM3 249V248H2ZM83 249V248H82ZM94 249V248H93ZM104 249V248H103ZM144 249V248H143ZM212 249V248H211ZM210 249V250H211ZM5 250V249H4ZM209 249L206 251V255H211L210 260L204 261V263L201 261V257H197L196 255L193 254L194 257H191V255H189L190 257H183L181 259H171L167 260L165 262H160V261H151L149 258H143L142 260H139L137 264H219L220 261L216 260L219 256L217 255L216 257V253H209L208 251H210ZM231 250V249H230ZM242 250L241 253L242 254ZM213 251V250H212ZM126 252V250H125ZM187 252V251H186ZM233 252V251H232ZM234 253V252H233ZM237 253V251L235 252ZM183 254V253H182ZM201 254V253H200ZM238 254V253H237ZM188 255V254H187ZM220 255V254H219ZM245 255V256H246ZM202 256L205 257V255L202 254ZM223 256V255H222ZM239 256V254L237 255ZM234 257V256H233ZM240 257V256H239ZM237 257V258H239ZM242 257V256H241ZM223 258V257H221ZM230 258V257H229ZM228 258V260H229ZM239 259H243V258H239ZM225 260V259H224ZM227 260V262H228ZM234 260V259H233ZM236 260V259H235ZM238 261V259L236 260ZM242 261V260H241ZM244 261V259H243ZM202 262V263H201ZM235 262V261H234ZM240 262V261H239ZM239 262L237 264H239ZM222 263V262H221ZM223 263H225L223 261ZM242 263V262H241ZM244 263V262H243ZM248 263V262H247ZM226 264V263H225ZM227 264H234L232 263H227Z\"/></svg>","mask_w":264,"mask_h":264},{"label":"crops","instance_id":"obj_3","mask_svg":"<svg viewBox=\"0 0 264 264\" xmlns=\"http://www.w3.org/2000/svg\"><path fill=\"white\" fill-rule=\"evenodd\" d=\"M213 3L225 6L228 9H235L240 13H245L249 18H254L264 21V10L262 9L264 0H211ZM224 7V8H225Z\"/></svg>","mask_w":264,"mask_h":264}]
</instances>
